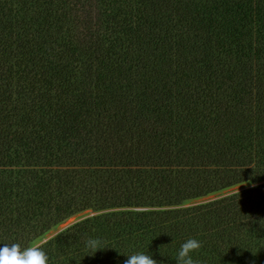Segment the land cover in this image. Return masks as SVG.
<instances>
[{
  "label": "trees",
  "instance_id": "obj_1",
  "mask_svg": "<svg viewBox=\"0 0 264 264\" xmlns=\"http://www.w3.org/2000/svg\"><path fill=\"white\" fill-rule=\"evenodd\" d=\"M84 211L50 264H264V0H0V247Z\"/></svg>",
  "mask_w": 264,
  "mask_h": 264
},
{
  "label": "clouds",
  "instance_id": "obj_2",
  "mask_svg": "<svg viewBox=\"0 0 264 264\" xmlns=\"http://www.w3.org/2000/svg\"><path fill=\"white\" fill-rule=\"evenodd\" d=\"M85 247L91 252L104 249L99 238H88ZM203 244L200 240L189 238L180 245L175 257L176 264H201L193 254L200 252ZM46 242L33 241L22 247L19 243L4 244L0 247V264H50V257L45 250ZM123 264H158L150 254L137 252L126 255Z\"/></svg>",
  "mask_w": 264,
  "mask_h": 264
},
{
  "label": "rangeland",
  "instance_id": "obj_3",
  "mask_svg": "<svg viewBox=\"0 0 264 264\" xmlns=\"http://www.w3.org/2000/svg\"><path fill=\"white\" fill-rule=\"evenodd\" d=\"M253 184L251 183H241L238 185H234L232 187H229L227 189H224L222 191H219L217 193H213L210 194L208 196L205 197H201L198 199H194V200H190V201H186L184 202L181 206H190V205H194V204H198V203H203V202H207L210 200H214L226 195H229L231 193L246 189L250 186H252ZM95 214V212L92 211H84L78 214H75L69 218H67L65 221L55 225L54 227H52L50 230L46 231V233L44 235H42L41 237L35 239L34 241H42L45 242L46 240H48L49 238H51L52 236H54L55 234H57L58 232H60L61 230L65 229L66 227L70 226L71 224L85 218L88 216H91Z\"/></svg>",
  "mask_w": 264,
  "mask_h": 264
}]
</instances>
